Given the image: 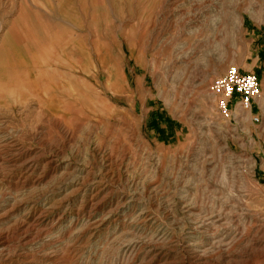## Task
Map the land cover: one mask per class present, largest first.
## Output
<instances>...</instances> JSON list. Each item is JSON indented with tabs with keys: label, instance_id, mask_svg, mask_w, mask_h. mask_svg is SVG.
<instances>
[{
	"label": "rangeland",
	"instance_id": "374dc122",
	"mask_svg": "<svg viewBox=\"0 0 264 264\" xmlns=\"http://www.w3.org/2000/svg\"><path fill=\"white\" fill-rule=\"evenodd\" d=\"M262 156L264 0H0V264H264Z\"/></svg>",
	"mask_w": 264,
	"mask_h": 264
},
{
	"label": "built area",
	"instance_id": "2783aa9c",
	"mask_svg": "<svg viewBox=\"0 0 264 264\" xmlns=\"http://www.w3.org/2000/svg\"><path fill=\"white\" fill-rule=\"evenodd\" d=\"M210 94L220 117L228 120L235 108L251 113L256 108L254 105L257 99L262 95V87L253 73L229 67L222 76L213 80ZM252 120L258 122L257 117Z\"/></svg>",
	"mask_w": 264,
	"mask_h": 264
},
{
	"label": "bare ground",
	"instance_id": "6f19581e",
	"mask_svg": "<svg viewBox=\"0 0 264 264\" xmlns=\"http://www.w3.org/2000/svg\"><path fill=\"white\" fill-rule=\"evenodd\" d=\"M261 98V97H260ZM259 100L260 99H257V101H256V104L254 105V107H256L257 109V111H260V108H259ZM253 111V110H252ZM242 114H252L253 115V112H251V113H247V112H245V111H242L241 109H239V108H235L233 111H232V115H231V117H230V119H228L227 121H229V120H234V121H236V117H238V116H240V115H242ZM252 122H254L253 120H252ZM254 123H257V122H254Z\"/></svg>",
	"mask_w": 264,
	"mask_h": 264
},
{
	"label": "crops",
	"instance_id": "0c3cea01",
	"mask_svg": "<svg viewBox=\"0 0 264 264\" xmlns=\"http://www.w3.org/2000/svg\"><path fill=\"white\" fill-rule=\"evenodd\" d=\"M261 87H262V84H261ZM262 107V105L261 104H259V108H261ZM260 112V111H259ZM263 158H264V156H262ZM260 172H263L264 173V170H260ZM263 176H264V174H263Z\"/></svg>",
	"mask_w": 264,
	"mask_h": 264
}]
</instances>
